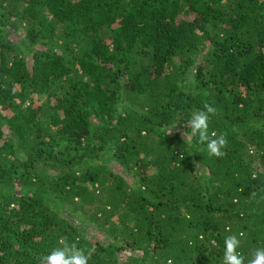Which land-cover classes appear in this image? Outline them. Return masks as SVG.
<instances>
[{"label":"trees","instance_id":"1","mask_svg":"<svg viewBox=\"0 0 264 264\" xmlns=\"http://www.w3.org/2000/svg\"><path fill=\"white\" fill-rule=\"evenodd\" d=\"M233 234L264 247V0H0V264H223Z\"/></svg>","mask_w":264,"mask_h":264},{"label":"clouds","instance_id":"2","mask_svg":"<svg viewBox=\"0 0 264 264\" xmlns=\"http://www.w3.org/2000/svg\"><path fill=\"white\" fill-rule=\"evenodd\" d=\"M217 109L205 103L201 109L191 113L186 121L187 128L191 129L188 139L197 137L198 142L206 146L209 157L223 158L227 154L228 138L224 133L210 132V119ZM171 131L169 132V134ZM60 246L50 253L38 258V264H89L91 254L77 243H68L66 238H61ZM241 239L233 234L224 238L223 264H245V257L239 251ZM247 264H264V247L255 249Z\"/></svg>","mask_w":264,"mask_h":264}]
</instances>
